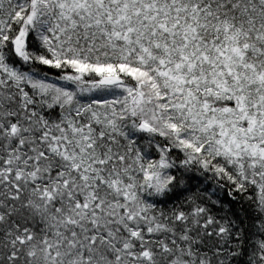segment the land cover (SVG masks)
<instances>
[{
	"label": "snow or ice",
	"instance_id": "6c2138e0",
	"mask_svg": "<svg viewBox=\"0 0 264 264\" xmlns=\"http://www.w3.org/2000/svg\"><path fill=\"white\" fill-rule=\"evenodd\" d=\"M0 264H264V0H0Z\"/></svg>",
	"mask_w": 264,
	"mask_h": 264
}]
</instances>
